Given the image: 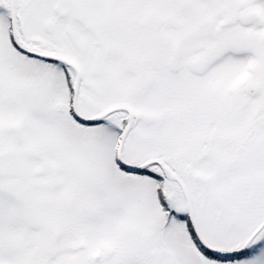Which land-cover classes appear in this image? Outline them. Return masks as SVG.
Wrapping results in <instances>:
<instances>
[{
	"label": "snow or ice",
	"instance_id": "1",
	"mask_svg": "<svg viewBox=\"0 0 264 264\" xmlns=\"http://www.w3.org/2000/svg\"><path fill=\"white\" fill-rule=\"evenodd\" d=\"M0 264H264V0H0Z\"/></svg>",
	"mask_w": 264,
	"mask_h": 264
}]
</instances>
